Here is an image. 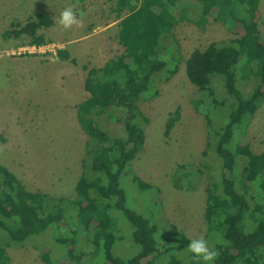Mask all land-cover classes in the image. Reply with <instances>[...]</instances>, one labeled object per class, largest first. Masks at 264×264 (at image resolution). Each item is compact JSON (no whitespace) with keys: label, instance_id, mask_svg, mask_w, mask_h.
Masks as SVG:
<instances>
[{"label":"rangeland","instance_id":"obj_1","mask_svg":"<svg viewBox=\"0 0 264 264\" xmlns=\"http://www.w3.org/2000/svg\"><path fill=\"white\" fill-rule=\"evenodd\" d=\"M68 6L77 13L86 12L82 27L62 30L57 24L60 12ZM259 11L258 28L264 37V0H260ZM42 12L54 20L53 26L38 32L47 45L31 47V39L26 35L5 36L7 31L19 29L13 28L12 23L24 26ZM116 18L114 3L108 0H0V164L15 174L28 190L74 199L88 139L77 120L76 109L77 104L88 97L83 87L86 73L82 66L101 67L122 54ZM177 19L172 36L161 41L163 46L165 44L162 56L171 55L168 68L177 65L178 71L169 80H165L167 72H160L150 91L139 100L138 106L148 118L147 123H142L146 141L126 174L121 176L120 183L127 205L156 226L158 243L174 247L172 255L181 264H190L193 254L187 250V245L192 239L203 238L209 247L221 240L215 231L208 232L204 220L206 187L218 180L221 168L214 151L207 148L206 115L211 117L214 126L223 123L227 118V104L232 99L218 75L211 78L214 96L203 98L186 75L185 61L194 49H204L213 42L227 44L237 35L230 21L223 22L213 15L202 17L199 6L189 8ZM59 49H67L78 64L61 60L57 54ZM244 60L241 56L235 78L236 87L246 99L258 81L242 70ZM215 99L225 101L226 109L220 104L216 107ZM120 111L125 113V110L117 113L121 114ZM175 111L179 114L166 135L167 121ZM98 124L111 136H125L122 127L108 114L101 116ZM242 136L249 139L253 152H264V100L257 111L246 115L236 128L235 142L240 143ZM181 164L203 172L194 175L195 188L191 191L178 190L173 185V174ZM132 175L151 184L152 188L140 189ZM64 207L67 218L63 229L66 230L77 222L72 205L64 202ZM110 214L120 230V234L116 231L113 251L128 259L139 251L131 237V226L120 212L111 210ZM178 232L185 235L188 243L180 242ZM78 249L93 253L91 258L82 261L84 264H102L100 253L81 230ZM46 250H50L53 264H72L66 258L64 247L56 240L55 225L22 244L11 243L6 248L8 264H46L41 259L42 251ZM171 253L154 264H169Z\"/></svg>","mask_w":264,"mask_h":264},{"label":"trees","instance_id":"obj_2","mask_svg":"<svg viewBox=\"0 0 264 264\" xmlns=\"http://www.w3.org/2000/svg\"><path fill=\"white\" fill-rule=\"evenodd\" d=\"M108 1L114 3L116 20H119L118 42L123 52L101 67L82 66L86 73L83 87L88 97L77 104L76 109L77 120L88 139L75 197L70 200L30 191L0 164V264L9 263L6 248L11 243L22 244L52 225L56 226L57 242L64 247L66 258L72 264H84V259L93 256L78 249L79 230L87 233L102 257V264H154L174 250L172 246L160 245L156 226L127 205L120 180L146 141L142 123H147L148 118L140 110L139 100L150 91L160 72H167L165 80H169L178 71L177 65L168 68L171 55L162 56L165 44L163 46L161 40L172 36L177 17L193 6H199L202 17L213 15L223 22L230 21L237 35L227 44L213 42L204 49H194L185 61L186 75L203 98L214 96L211 78L218 75L232 99L226 103L225 123L214 126L211 117L206 115L207 148H211L221 162L218 180L206 187L204 220L208 232L215 231L221 237L213 247L219 256L211 264H264V152H253L246 136H242L240 143L234 140L243 118L253 115L264 100V37L258 28L260 0ZM53 25L54 20L48 13H37L24 26L12 23L13 28L19 29L7 31L5 36H29V45L40 48L48 42L39 30ZM57 54L63 61L78 64L67 49H59ZM241 56L245 58L242 70L258 81L246 99L236 87L235 74ZM213 103L216 107L226 105L225 101L217 99ZM117 110H125V113L118 114ZM105 114L122 127L125 136H111L99 126L98 119ZM178 114L175 111L168 119L166 135ZM203 154L206 155V151ZM202 173L200 169L194 171L191 165H178L173 185L178 190L191 191L195 188L194 175ZM132 180L140 189L152 188L136 175H132ZM64 202L72 205L77 222L66 230L63 229L67 218ZM111 210L125 217L131 226L133 243L139 248L128 259L113 251L116 231L120 234V230ZM177 236L180 242L188 243L184 234L178 232ZM172 254L168 263L181 264ZM41 259L46 264L54 263L50 250L42 251ZM190 264H197L194 257Z\"/></svg>","mask_w":264,"mask_h":264},{"label":"clouds","instance_id":"obj_3","mask_svg":"<svg viewBox=\"0 0 264 264\" xmlns=\"http://www.w3.org/2000/svg\"><path fill=\"white\" fill-rule=\"evenodd\" d=\"M86 15V12L77 13L72 6H68L60 12L57 24L62 30H71L73 27L80 28L84 25ZM187 250L193 254L197 264H201V262L211 264L219 256L218 251L209 247L208 242L203 238L192 239L187 245Z\"/></svg>","mask_w":264,"mask_h":264},{"label":"crops","instance_id":"obj_4","mask_svg":"<svg viewBox=\"0 0 264 264\" xmlns=\"http://www.w3.org/2000/svg\"><path fill=\"white\" fill-rule=\"evenodd\" d=\"M109 26H110V25H109ZM109 26H108V27H109Z\"/></svg>","mask_w":264,"mask_h":264}]
</instances>
